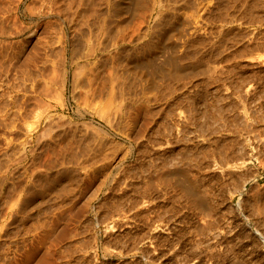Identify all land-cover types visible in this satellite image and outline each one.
Returning a JSON list of instances; mask_svg holds the SVG:
<instances>
[{
	"label": "rangeland",
	"instance_id": "rangeland-1",
	"mask_svg": "<svg viewBox=\"0 0 264 264\" xmlns=\"http://www.w3.org/2000/svg\"><path fill=\"white\" fill-rule=\"evenodd\" d=\"M34 1H0V31L17 28L19 33L7 41L16 48L19 69L27 74L17 66L14 73L25 81H17L13 70L10 76L0 74V90H7H1L0 102L18 92L14 106H0L6 110L0 112V264H264V0H131L130 13L127 8L120 12L124 0ZM111 4L117 10L110 9ZM155 20L161 21L160 28ZM58 26L63 27L70 49L64 79L59 67L60 75L53 68L60 58L58 44L64 40L62 29L55 35ZM153 32H159L158 37L170 34L173 47L164 45L163 56L159 52L154 57L153 67H161L173 55L174 73L163 71L160 78L150 77L152 82L149 76H138L132 62L143 54L146 43L157 41ZM71 42L81 51H72ZM87 46L95 49L90 64L84 62ZM49 47L59 52L54 54ZM44 49L48 51L43 53ZM45 56L56 60L51 57L55 60L51 63ZM30 67L34 75L27 73ZM175 68L184 74L177 76ZM71 70L75 76L81 73L82 82L72 81ZM53 74L51 79H60L52 84L46 77ZM114 75L121 88L120 81L114 80L112 86ZM4 79H11L10 83ZM31 81L35 86H30ZM38 83L41 93H32L34 87L38 91ZM77 84L83 87L77 86L82 89L77 90L79 95L74 90ZM88 89L98 94L85 96ZM38 97L45 108L34 101ZM130 101L133 107L128 106ZM23 106L33 110L29 114ZM189 185L194 186L189 189Z\"/></svg>",
	"mask_w": 264,
	"mask_h": 264
},
{
	"label": "bare ground",
	"instance_id": "bare-ground-1",
	"mask_svg": "<svg viewBox=\"0 0 264 264\" xmlns=\"http://www.w3.org/2000/svg\"><path fill=\"white\" fill-rule=\"evenodd\" d=\"M0 1H1V0H0ZM35 1H36V0H35ZM35 1H34V2H35ZM39 1H40V0H39ZM43 1H45V0H43ZM52 1H53V0H50V2H52ZM111 1H112V0H111ZM130 1H131V0H124V1H122L121 4L118 3V5L120 4V6H118V5L116 4L115 1H114V2H115V4H116V6H118L119 8H121V10H123L122 8H124V9L127 8L128 12L130 13L129 8H128V6H129V4H130ZM142 1H143V0H142ZM148 1H149V0H148ZM32 2H33V0H32ZM46 2L48 3L47 0H46ZM50 2H49V3H50ZM54 2H55V1H53V3H54ZM107 2H108V1H107ZM144 2H145V1H144ZM146 2H147V1H146ZM146 2H145V3H146ZM47 3H46V4H47ZM53 3H52V4H53ZM110 3H111V2H110ZM112 3H113V2H112ZM152 4H153V3H152V1H151V5H152ZM33 5H34V4H33ZM33 5H32V6H33ZM41 5H42V4H40L39 6L42 7ZM111 5H113V6H111V7L109 6L110 9H112L113 7L115 8L114 4H111ZM136 5H137V1H136V3H135V7H136ZM15 6H16V5H15ZM15 6H14V7H15ZM32 6H30V7H32ZM49 6L51 7V5H49ZM146 6H147V5H146ZM30 7H28V8H30ZM35 7H36V6H35ZM35 7L31 8V11H32V10H35V9H36ZM46 7H47V6H46ZM129 7H130V6H129ZM149 7H150V6H149ZM151 7H152V6H151ZM151 7H150V9H151ZM5 8H6V7H5ZM17 8H18V7H17ZM34 8H35V9H34ZM37 8H38V7H37ZM43 8H44V6H43ZM53 8H54V6H53ZM67 8H68V7H67ZM119 8H118V10H119ZM130 8H131V7H130ZM147 8H148V6H147ZM15 9H16V8H15ZM15 9H14V10H15ZM56 9L59 10L60 8H56ZM56 9H55V11H57ZM61 9H62V8H61ZM115 9H116V8H115ZM3 10H4V9H3ZM3 10H1V11L3 12ZM6 10L8 11V9H6ZM27 10H28V9H27ZM45 10H48L47 12H49V8H47V9H45ZM45 10H44V12H45ZM116 10H117V9H116ZM121 10H120V12H125L124 10H123V11H121ZM130 10H131V9H130ZM37 11H38V9H37ZM37 11H33V12L35 13V12H37ZM39 11H40V10H39ZM41 11H42V10H41ZM51 11H53V10H51ZM113 11H114V10H113ZM113 11H112V12H113ZM131 11H132V10H131ZM150 11H151V10H150ZM4 12H5V10H4ZM8 12H9V11H8ZM8 12H5V13H8ZM13 12H14V11H13ZM33 12H32V13H33ZM60 12H62V11L60 10ZM74 12H76V11L74 10ZM120 12H119V13H120ZM136 12H137V11H136ZM152 12H153V10H152ZM37 13H38V12H37ZM37 13H36V14H37ZM42 13H43V12H42ZM56 13H58V11H57ZM113 13H114V12H113ZM131 13H132V12H131ZM54 14H55V13H54ZM60 14H62V13H60ZM122 14H123V13H122ZM137 14H140V13H137ZM137 14H136V15H137ZM150 14H151V13H150ZM6 15H7V14H6ZM37 15H39V13H38ZM45 15H46V13H45ZM64 15H65V14H64ZM67 15H68V13H67ZM71 15H73V14H72V13L70 14V17H68L69 19L72 18ZM76 15H77V14H76ZM76 15H74V16H76ZM106 15H108V14H106ZM110 15H111V13H110ZM125 15H127V11H126V14H125ZM136 15H135V17H138V18H139V15H138V16H136ZM155 15H156V14H155ZM40 16H41V15H40ZM42 16H44V15H42ZM51 16H53V15H51ZM51 16L49 17V19L52 18ZM57 16H58V15H57ZM57 16H56V19H58ZM65 16H66V15H65ZM129 16H130V14H129ZM140 16H141V14H140ZM2 17H3V16H2ZM12 17H14V15H13ZM16 17H17V16H16ZM58 17H59V16H58ZM105 17H106V16H105ZM109 17H110V16H109ZM125 17H126V16H125ZM143 17H144V15H142V18H143ZM152 17H155V16L153 15ZM156 17H157V16H156ZM61 18H62V17H61ZM63 18H64V17H63ZM15 19L17 20V18H15ZM49 19H48V20H49ZM65 19H66V17H65ZM75 19H76V18H75ZM104 19H105V18H104ZM104 19L102 18L103 21H104ZM106 19H108V21L111 20V19L108 18V17H107ZM126 19H129L128 16L126 17ZM140 19H141V18H139V20H140ZM152 19H154V18H152ZM155 19L157 20V18H155ZM52 20H53V19H52ZM66 20H68V19H66ZM100 20H101V19H100ZM113 20H114V19H113ZM113 20H112V21H113ZM142 20H143V19H142ZM147 20H148V19H147ZM150 20H151V19H150ZM156 20H155L154 22H157ZM176 20H177V19H176ZM46 21H47V20H46ZM49 21H51V19H50ZM55 21H56V20H55ZM55 21L53 20L52 22L55 23ZM58 21H59V20H58ZM61 21H62V19H61ZM103 21H102V23H103ZM145 21H146V19L144 18V22H145ZM152 21H153V20H152ZM70 22H72V21H70ZM105 22H106V20H105ZM113 22H114V21H113ZM113 22H112V24H113ZM147 22H148V21H147ZM158 22H161V21H158ZM158 22H157V24H158ZM172 22H173V21H172ZM176 22H177V21H176ZM176 22H175V23H176ZM19 23H20V22H19ZM46 23H47V22H46ZM59 23H60V21H59ZM66 23H67V22H66ZM99 23H100V25L102 24L101 21H99ZM107 23H109V22H107ZM107 23L105 24L106 26H104V27H106V28H107ZM126 23H127V21H126ZM15 24H16V23H14V25H15ZM48 24H51V23L48 22ZM56 24H57V23H56ZM68 24H69V22H68ZM92 24H93V23H92ZM92 24H90V25H92ZM97 24H98V22H97ZM97 24H96V25H97ZM110 24H111V23H110ZM112 24H111V25H112ZM139 24H140V23H139ZM149 24H150V23H149ZM155 24H156V23H155ZM157 24H156V25H157ZM161 24H162V23H161ZM169 24H170V23H169ZM169 24H168V25H169ZM16 25H17V24H16ZM57 25H58V24H57ZM57 25H56V26H57ZM59 25H60V24H59ZM62 25H63V24H62ZM100 25H99V27H101ZM102 25H103V24H102ZM108 25H109V24H108ZM128 25H129V22H128L127 26H128ZM156 25H154V26L156 27ZM162 25H163V24H162ZM172 25H174V23H173ZM54 26H55V25H54ZM115 26H116V25H115ZM117 26H118V25H117ZM145 26H146V25H145ZM154 26H153V27H154ZM65 27H66V26H65ZM89 27H90V26H89ZM91 27H92V29H93V25H92ZM91 27H90V28H91ZM108 27H109V26H108ZM153 27H152V28H153ZM158 27L160 28V25H159V24H158ZM170 27H171V26H170ZM172 27H173V26H172ZM14 28H16V27L14 26ZM14 28H13V29H14ZM58 28H59L60 30H57L58 32H55V31H54V32H55V35H57V33H59V31H61V29H62V32H61V33H62V36H61V35H60V36L63 37L64 40H62V43H61V44H58V43L60 42V40H58L59 42L57 41V44H58V45H61V46H59V47H61V48L57 47V48L60 49V55L57 54L58 56H60V58L57 59V62H56L57 66L55 65L53 68L56 67V70H55V72H56V71H57V67H59L58 70H60V72H61V74H62V78L64 79V78H65V75H66V70H67V68H66V70H65V65H66L67 60H68V51H70V49L68 50V45H67V42H66V39H65L66 36H65V32H64L63 27L60 28V27L58 26ZM109 28L112 29V27H109ZM109 28H108V30H109ZM119 28H120V27H118L117 30H118ZM156 28H157V27H156ZM156 28H155V30H156ZM164 28H165V27H164ZM164 28H163V29H164ZM168 28H169V27H168ZM16 29H17V28H16ZM16 29H14V30H15L14 32L9 31V30H8V31H7V30L0 31V74H2L1 77H3V73H4V74L9 73L8 76H10V75H11L10 73L12 72V70H13V73H14V70L16 69V66H17V68L19 69V67H18V65H17V63H19V62H17V60L15 59V58L17 57V56L15 55V50H16V48H14V47L12 46V43H11V42H8V41H7V40L11 39V37H13L14 34L19 33ZM55 29H56V28H55ZM55 29H54V30H55ZM67 29H68V28H67ZM69 29H70V28H69ZM92 29H91V31H92ZM96 29H98V27H96ZM101 29H102V27H101ZM113 29H114V28H113ZM115 29H116V27H115ZM115 29H114V32L117 31V30L115 31ZM153 29H154V28H153ZM173 29H174V28H173ZM108 30H107V31H108ZM119 30H120V29H119ZM121 30H122V29H121ZM121 30H120V32H122ZM146 30H147V29H145V31H146ZM151 30H152V29H151ZM151 30H150V31H151ZM159 30H161V29H159ZM169 30H170V31H167V29H166L165 31H167V32H172L171 29H169ZM68 31H69V30H68ZM87 31H88V30H87ZM93 31H94V30H93ZM93 31H92V33H93ZM105 31H106V29H105ZM105 31L103 30L104 33L102 32L104 35H105ZM107 31H106V35H107ZM109 31H111V30H109ZM152 31H154V30H152ZM95 32H96V31H95ZM95 32H94V34H96ZM98 32H99V31H98ZM111 32H112V31H111ZM111 32L108 33V34H110V36H111ZM123 32H124V30H123ZM123 32H122V33H123ZM141 32H142V31H141ZM141 32H140V33H141ZM143 32H144V31H143ZM167 32H164V33L160 34L159 37H158V33H159V32H158L157 34L153 32V33H154L155 35H157V37H158V39H157V37H155V38L157 39V41L153 42V41H151V40H153V39L150 38L151 40L149 41V43H146V44H145L146 46H145V49H143V50H144V51H143V54H142V55L140 54L141 56H139L138 58H135L136 60H135L134 62H132L133 64H136V66H134V65H132V66L135 67V70H133V71H136V72H137V75H138V73H139L140 76H141V75H142V76H146V77L149 76V79H150V77H154L155 75H157V76H158V75H161V76H162V75H163V71H164V72H168V74H170L171 72H172L171 74L174 73V72H173V67H172L171 64H170L171 60L174 59V56H173V55H171L170 58H167V59H166V63H163V62H162L161 64H163V65H162L161 67H160V65H159L158 68L153 67V64H155V63H153L154 57H155L159 52H161V55H162V51L164 50L163 48L166 47V46H164V45L171 46V45H170V42H169V40L171 39V38H170L171 36H169L170 34L168 35ZM174 32H175V31H174ZM174 32H173V33H174ZM80 33H81V32H79V36H80L81 34H82V35L84 34V33H81V34H80ZM100 33H101V32H100ZM140 33H139V34H140ZM145 33H146V32H144V33H142V34H145ZM149 33H150V32H149ZM67 34H70V35H71L70 32L67 33ZM114 34H115V33H114ZM118 34H119V31H118L117 35H118ZM171 34H172V33H171ZM82 35H81V37L84 36V35H83V36H82ZM96 35H97V34H96ZM96 35H94V36H96ZM98 35H99V34H98ZM106 35H105V36H106ZM117 35H116V36H117ZM150 35H152V34H150ZM187 35H188V34L186 33V36H187ZM100 36H101V35H100ZM108 36H109V35H108ZM124 36H125V35H124ZM145 36H146V35H145ZM182 36H184V35H182ZM53 37H54V36H53ZM56 37H59V36H55V39H56ZM68 37H69V36H68ZM112 37H115V36L112 35ZM136 37H138V35H137ZM140 37H141V36H140ZM59 38H60V37H59ZM59 38H57V39H59ZM70 38H72V37L70 36ZM77 38H78V37H77ZM79 38H80V37H79ZM84 38H85V36L83 37V40H84ZM95 38H96V37H95ZM104 38H105V37H104ZM106 38H107V36H106ZM118 38H119V35H118ZM118 38H117V39H118ZM122 38H123V37H122V35H121V38H120V39L122 40ZM138 38H139V37H138ZM143 38H144V37H143ZM180 38H181V37H180ZM55 39H54V40H55ZM108 39H110V38L108 37L107 40H108ZM111 39H112V38H111ZM114 39H115V38H114ZM178 39H179V38H178ZM181 39H183V38H181ZM51 40H53V38H52ZM97 40H98V38H97ZM104 40H105V39H104ZM112 40H113V39H112ZM138 40H140V39H138ZM138 40H137V41H138ZM148 40H149V39H148ZM186 40H187V39L185 38V39L182 41V44H183V42L186 41ZM6 41H7L8 44H6ZM67 41H68V40H67ZM70 41H71V40H70ZM73 41H74V40H73ZM84 41L86 42V40H84ZM84 41H82V42L85 43ZM116 41H117V40H116ZM122 41H123V40H122ZM146 41H147V40H145V42H146ZM170 41H171V40H170ZM51 42H52V41H51ZM54 42H55V41H54ZM54 42H52V43H53V45H55V48H56L57 45L54 44ZM76 42H77V41H76ZM79 42H81V41H79ZM82 42H81V43H82ZM109 42H110L111 45H112V43H114L113 41L111 42L110 40H109ZM109 42H107V45H106V46H108V47H109V45H108ZM173 42H174V41H173ZM48 43H50V42L48 41ZM48 43L46 42V45H45V46H47ZM52 43H51L49 46H51ZM71 43H72V42H71ZM71 43H69V45L71 46L72 51H74L75 49H76V51H74V52H79V51H81V50H77L76 45H78V44H77L78 42L75 43V41H74V44H76V45H74V44L72 43V44L75 46V48H74V46L72 47ZM86 43L88 44V41H87ZM95 43H96V41H95ZM95 43H94V44H95ZM102 43H103V42H102ZM97 44H100V43H97ZM97 44H96V45H97ZM138 44H139V43H138ZM143 44H144V43H143ZM143 44H142V45H143ZM172 44H173V43H172ZM18 45H20V44H18ZM80 45H81V44H80ZM84 45H85V44H84ZM102 45H103V44H102ZM111 45H110V46H111ZM115 45H116V44H115ZM120 45H121V44H120ZM122 45H123V44H122ZM175 45H176V44H175ZM70 46H69V47H70ZM78 46H79V45H78ZM93 46H94V47H98V46H95V45H93ZM104 46H105V44L103 45V47H104ZM176 46H177V45H176ZM181 46H182V45H181ZM79 47L82 48V46H79ZM79 47H78V49H81V48H79ZM85 47H86V46H85ZM100 47H101V49H102V46H100ZM100 47H99V48H100ZM108 47H107V48H108ZM114 47H115V46H114ZM114 47H113V48H114ZM117 47H118V46H117ZM126 47H127V46H126ZM134 47H135V46L132 45L131 48H134ZM136 47H137V46H136ZM171 47H172V46H171ZM177 47H178V46H177ZM45 48H47V47H45ZM50 48H52V47H49L48 50H50ZM57 48H56V49H57ZM107 48L105 47L104 49L107 50ZM119 48H120V47H119ZM124 48H125V47H124ZM141 48H142V47H141ZM143 48H144V47H143ZM168 48H169V47H168ZM172 48H173V47H172ZM14 49H15V50H14ZM18 49H19V48H18ZM18 49H17V50H18ZM73 49H74V50H73ZM83 49H84V47H83ZM86 49H88V46H87ZM97 49H98V48H97ZM109 49H110V48H109ZM114 49H115V48H114ZM120 49H121V48H120ZM125 49L128 50V48H125ZM136 49H138V48H136ZM165 49H167V48H165ZM45 50L48 51L47 49H44L43 53L45 52ZM121 50L123 51V49H121ZM138 50H139V49H138ZM172 50H173V49H172ZM172 50H171V51H172ZM174 50L177 51V48H175ZM52 51H53V48H52ZM52 51H49V52L51 53ZM56 51H57V50H56ZM83 51H85V49L82 50V52H83ZM99 51H102V50H99ZM124 51H125V50H124ZM130 51H131V50H130ZM130 51H128V52H130ZM135 51H136V50H135ZM140 51H142V50H140ZM140 51H139V52H140ZM164 51H165V50H164ZM49 52H47V54H48ZM54 52H55V51H53V53H54ZM57 52H59V50H58ZM57 52H55V53H57ZM74 52H73V53H74ZM82 52H81V53H82ZM86 52H87V51H85V56L83 55V56H84V62H85V64H90L91 59L94 58L95 49H94V50H91V49L89 50V49H88V52H87V53H86ZM108 52H111V51L108 50ZM112 52H113V51H112ZM118 52H119V51H118ZM137 52H138V51H137ZM166 52H169V53H170V51H166ZM50 53H49V54H50ZM55 53H54V54H55ZM73 53H72V54H73ZM83 53H84V52H83ZM103 53H104V52H103ZM106 53H107V51H105V54H106ZM116 53H117V50H116ZM116 53H115V54H116ZM119 53H120V52H119ZM123 53H124V52H123ZM130 53H131V52H130ZM163 53H164V52H163ZM172 53H173V52H172ZM172 53H170V54H172ZM178 53H179V52H177V54H178ZM16 54H17V53H16ZM41 54H42V53H41ZM41 54H39L40 57H41ZM47 54H46V55H47ZM49 54H48V55H49ZM70 54H71V52L69 53V55H70ZM74 54H75V53H74ZM78 54H80V53H78ZM107 54L109 55L110 53H107ZM126 54H127V53H126ZM44 55H45V54H44ZM44 55L42 56V58L44 57ZM50 55H51V54H50ZM80 55H81V54H80ZM108 55H107V56H108ZM119 55H120V54H119ZM121 55H122V54H121ZM121 55H120V56H121ZM124 55H125V53H124L121 57H123ZM133 55H134V54H133ZM159 55H160V54H159ZM161 55H160V57H161ZM261 55H263V54H261ZM39 56H38V57H39ZM54 56L58 58V56H56V55H54ZM96 56H97V55L95 54V58H96ZM116 56H117V55H114V54H113V57H116ZM120 56H119V57H120ZM127 56H128V55H127ZM134 56H135V55H134ZM136 56H137V54H136ZM162 56H163V55H162ZM40 57H39V58H40ZM45 57L47 58V56H45ZM48 57H50V56H48ZM51 57L53 58V56H51ZM51 57H50V58H51ZM78 57H79V55H78ZM78 57H76V58H78ZM105 57H106V56H105ZM105 57H104V58H105ZM262 57L264 58V56H262ZM42 58H41V61L46 62V61H45L46 59L42 60ZM50 58H49V59L47 58V60H50ZM52 58H51V59H52ZM76 58H75V59H76ZM80 58H81V57H80ZM80 58H79V59H80ZM98 58H99V57H98ZM107 58H108V57H107ZM161 58H162V57H161ZM35 59H36V58H35ZM53 59L56 60V58H53ZM53 59L50 60L51 63H52V61H55V60H53ZM69 59H70V58H69ZM99 59H101V58H99ZM111 59H112V58H111ZM121 59H122V58H121ZM123 59H124V58H123ZM123 59H122V61H123ZM126 59H127V58H125V61H126ZM133 59H134V58H133ZM155 59H156V58H155ZM24 60H25V59H24ZM73 60H74V58H73ZM112 60H114V61L116 62V59H112ZM131 60H132V57H131ZM157 60H158V59H157ZM157 60H155V61H157ZM161 60H162V59H161ZM197 60H199V59L197 58ZM200 60H201V59H200ZM33 61H34V60H33ZM35 61H36V60H35ZM74 61H75V60H74ZM103 61H104V60H103ZM117 61H118V58H117ZM125 61H124V62H125ZM159 61H160V60H159ZM163 61H164V60H163ZM39 62H40V61H39ZM50 62H49V63H50ZM70 62H71V60H70ZM70 62H69V63H70ZM118 62L121 63V61H118ZM118 62H117V65H118ZM124 62H122V63H124ZM193 62H195V61H193ZM196 62H197V61H196ZM23 63H25V61L22 62L21 64L24 65ZM28 63H29V62H28ZM34 63H35V62H34ZM71 63H73V61H72ZM91 63H92V62H91ZM103 63H104V62H103ZM37 64H38V63H37ZM43 64H44V63H43ZM43 64H42V65H43ZM46 64H48V62H46ZM76 64H77V63H76ZM76 64H74V65H76ZM78 64L81 65L80 63H78ZM82 64H83V63H82ZM195 64H196V63H195ZM195 64L193 63L192 65H195ZM197 64H198V63H197ZM28 65H29V64H28ZM28 65H27V63H26L25 66H23V67H26V66L28 67ZM50 65H52V64H50ZM53 65H54V63H53ZM67 65H68V64H67ZM70 65H71V64H70ZM120 65H121V64H120ZM156 65L158 66V63H157ZM189 65H190V64H189ZM199 65H200V64H199ZM19 66H20V63H19ZM29 66H30V65H29ZM47 66H48V65H47ZM47 66H46V67H47ZM77 66H78V65H77ZM77 66H76V67L73 66V68H71V69H74V70H75L76 68H78ZM93 66H94V65H93ZM157 66H156V67H157ZM174 66H175V65H174ZM23 67H22V68H23ZM27 67H26V68H27ZM42 67H43V66H42ZM49 67H50V66H49ZM80 67H83V66L81 65ZM80 67H79V68H80ZM89 67H90V66H89ZM89 67H88V68H89ZM91 67H92V66H91ZM91 67H90V68H91ZM130 67H131V65H130ZM197 67H198V66H197ZM44 68H45V67L42 68V72H43V69H44ZM79 68H78V69H79ZM83 68H84V67H83ZM88 68H87V69H88ZM94 68H95V67H94ZM49 69L53 70L52 68H49ZM92 69H93V67H92ZM95 69L97 70V67H96ZM95 69H93V70H95ZM130 69H131V68H130ZM175 69H176V70H175V71H176V75L179 76V77H180L181 75H183L184 72H185L184 70H182V69H180V68H175ZM201 69H202V68H201ZM201 69H200V72H201ZM205 69H206V68H205ZM205 69H204V70H205ZM20 70H22L21 67H20L19 71H20ZM26 70L29 71V72H27V73H31V72H32V71H31V67H30L29 69H26ZM40 70H41V69H40ZM46 70H48V68H47ZM90 70H91V69H88V71H90ZM93 70H92V72H93ZM118 70H119V69H118ZM120 70H121V69H120ZM131 70H132V69H131ZM16 71H17V69H16ZM16 71H15V72H16ZM22 71H24V70H22ZM30 71H31V72H30ZM78 71H80V70H78ZM81 71H82V69H81ZM81 71H80V72H81ZM85 71H86V69H85ZM133 71H132V73H133ZM33 72H34V70H33ZM33 72H32V75H34ZM47 72H48V71H47ZM60 72L58 71V73L56 72L55 74L60 75V74H59ZM68 72H69V71H68ZM76 72H77V71H76ZM86 72H87V71H86ZM96 72H97V71H96ZM114 72H115V71H114ZM121 72H122V71H121ZM193 72H194V71H193ZM198 72H199V70H198ZM204 72H206V70H205ZM13 73H12V75H13L12 77H14V76L16 75L15 73H14L15 75H14ZM16 73H18V72H16ZM20 73H22V72H20ZM20 73H19V74H20ZM24 73L26 74V71H24L22 74H24ZM44 73H45V70H44ZM49 73H51V71H50ZM53 73H54V72H53ZM71 73H72L71 75H73L72 78H74V80H72V79H71V80H72L74 83H78L77 81L81 80V78H82V77L79 75V74H81V73L78 72V74H77L76 76H75V71H74V73H73L72 70H71ZM98 73H99V72H98ZM117 73H118V72H117ZM142 73H145V74H142ZM25 74H24V75H25ZM51 74H52V73H51ZM55 74H53L54 76H51V75H50L49 77H46V79H47V78H50V79H51V77H55V76H56ZM67 74H68V73H67ZM90 74H91V73H90ZM90 74H89V75H90ZM93 74L95 75V73H93ZM100 74H101V73H100ZM103 74H104V73H103ZM107 74H108V73H107ZM110 74H111V73H110ZM110 74H108V75H110ZM113 74H116V72L113 73ZM113 74H111V76H113ZM171 74H170V75H171ZM195 74H196V72H195ZM24 75H23V76H24ZM26 75H27V74H26ZM45 75H47V73H46ZM48 75H49V74H48ZM48 75H47V76H48ZM78 75H79V76H78ZM94 75H93V77H96V75H95V76H94ZM108 75H107V76H108ZM119 75H120V74H119ZM119 75H116V76H119ZM137 75H136V76H137ZM8 76H7V77H8ZM16 76L18 77V74H17ZM30 76H31V74H30ZM43 76H44V75H43ZM77 76H78V77H77ZM87 76H88V75H87ZM90 76H91V75H90ZM90 76H89V78H90L89 80L91 81V77H92V76H91V77H90ZM98 76H99V75H98ZM121 76H122V74H121ZM138 76H139V75H138ZM17 77H15V78H17ZM28 77H29V76H27V78L25 77L26 80L28 79ZM35 77H36V76H35ZM35 77H34V78H35ZM44 77H45V76H44ZM44 77H42L43 79H41V80L44 81ZM58 77H59V76H58ZM58 77H56L55 79H56V80H59L60 78L58 79ZM75 77H77V79H76ZM79 77H81V78L78 80ZM93 77H92V78H93ZM146 77H144L145 80H146V79L149 80V79L146 78ZM158 77H159V76H158ZM158 77H157V78H158ZM169 77H171V76H169ZM172 77H175V76L172 75ZM18 78H19V77H18ZM32 78H33V76H32ZM32 78H31V80H33ZM97 78H98V77H97ZM109 78H111V77L109 76ZM114 78L116 79L115 75H114V77H112V78L110 79V82L112 83V86H114V85H113V82H114V84H115V81L118 80V79L115 80ZM132 78H133V77H132ZM141 78H142V77H141ZM144 78H143V79H144ZM155 78H156V76H155ZM159 78H160V77H159ZM161 78H162V77H161ZM181 78H182V77H181ZM1 79H3V78H1ZM7 79H8V78H7ZM7 79H6V80H7ZM20 79H22V75L20 76V78H19L17 81H19ZM36 79H38V78L36 77ZM50 79H49L48 81L46 80V81H44V82H49ZM99 79H101V78L99 77ZM119 79H120V78H119ZM134 79H135V78H134ZM152 79H153V78H152ZM179 79H180V78H179ZM4 80H5V79H4ZM4 80H2V81L4 82ZM6 80H5V81H6ZM10 80H11V79H10ZM10 80H9V81H10ZM22 80H24V79H22ZM52 80H53V79H51V83L53 84V82H55L56 80H53V82H52ZM76 80H77V81H76ZM93 80H94V79H93ZM95 80H98V79L95 78ZM101 80H102V79H101ZM101 80H100V81H101ZM114 80H115V81H114ZM129 80H132V79H129ZM129 80H128V81H129ZM147 80H146V81H147ZM9 81L7 80V82H9ZM12 81H13V79H12ZM12 81H11V82H12ZM24 81H25V80H24ZM33 81H34V80H33ZM33 81H31V84H32ZM36 81H38V80H36ZM36 81H35V82H36ZM43 81H42V82H43ZM98 81H99V80H98ZM119 81H120V80H119ZM119 81H118V82H119ZM123 81H124V80H122V83H123ZM132 81H136V80H132ZM150 81H152V80L150 79ZM0 82H1V81H0ZM7 82H6V83H7ZM15 82H16V81H14V83H15ZM29 82H30V80H29ZM38 82H40V80H39ZM79 82H80V81H79ZM81 82H82V80H81ZM116 82H117V81H116ZM118 82H117V83H118ZM152 82H153V81H152ZM152 82H151V83H152ZM1 83H2V82H1ZM1 83H0V87L3 85V84H1ZM9 83H10V82H9ZM33 83H34V82H33ZM40 83H41V82H40ZM49 83H50V82H49ZM51 83H50V84H51ZM71 83H72V82H71ZM74 83L72 84L73 86H74ZM92 83H93V81H92ZM92 83H91V84H92ZM94 83H95V82H94ZM119 83H120V84H119V87H120V85H121V81H120ZM15 84H16V83H15ZM15 84H14V85H15ZM36 84H37V82H36ZM46 84H48V83H44V85L48 87V85H46ZM54 84H56V83H54ZM58 84H59V83H58ZM81 84L84 85L83 83H81ZM81 84H80V85H81ZM124 84H125V83H123L122 86H125V85H126V84H125V85H124ZM128 84H129V83H128ZM130 84H131V83H130ZM132 84H134V82H133ZM135 84H136V83H135ZM135 84H134V85H135ZM9 85H10V84H9ZM14 85H13V86H14ZM18 85H19V84H18ZM29 85H30V84H29ZM38 85H39V83H38ZM41 85H43V84L41 83ZM59 85H60V84H59ZM59 85H58V87H59ZM62 85H63V84H62ZM72 85H71V86H72ZM80 85L77 84V85L75 86L76 89H74L73 86H72V87H73L74 90L77 91V90H78V89H77V86L79 87ZM92 85H93V84H92ZM116 85H117V84H116ZM160 85H161V84H160ZM4 86H5V85H4ZM4 86H3V88H5ZM6 86H8V85L6 84ZM10 86H11V85H10ZM13 86H12V87H13ZM30 86H35V84H34V85L32 84V85H30ZM49 86H51V85H49ZM53 86H54V85H53ZM84 86H85V85H84ZM103 86H104V85H103ZM112 86H111V87H112ZM127 86H128V85H127ZM152 86H153V85H152ZM152 86H150V87H152ZM158 86H159V85H158ZM15 87H17V84H16ZM15 87H14V88H15ZM19 87H20V85H19ZM28 87H29V86H28ZM38 87H39L38 89H37V87H36V89H37L38 91H35V87H34V91H33L32 93H34V92L41 93V92H39V90H41L40 88H42V86L39 85ZM54 87H55V86H54ZM56 87H57V86H56ZM63 87H64V86H63ZM80 87H82V86H80ZM96 87H97V86H96V84H95V89L97 90L98 88H96ZM114 87H115V86H114ZM130 87H131V86H130ZM133 87H134V86H133ZM133 87H131V88L128 89V90L132 91ZM154 87H155V86H154ZM10 88H11V87H9V89H10ZM14 88H12V89H14ZM43 88H44V86H43ZM60 88H61V87H60ZM82 88H83V87H82ZM84 88H85V87H84ZM101 88H102V87H101ZM101 88H100V89H101ZM120 88H121V87H120ZM122 88H124V87H122ZM152 88H153V87H152ZM155 88H156V87H155ZM7 89H8V88H7ZM9 89H8V90H9ZM47 89H49V88H46V90H47ZM71 89H72V88H71ZM79 89H80V88H79ZM86 89H87V87H86ZM100 89H99V90H100ZM102 89H103V88H102ZM104 89H105V87H104ZM116 89H117V87L114 88V90H116ZM118 89H119V88H118ZM118 89H117V91H118ZM153 89H154V88H153ZM1 90H3V89H1ZM1 90H0V92H1ZM10 90H11V89H10ZM10 90H9V91H10ZM14 90H16V89H14ZM28 90H29V89H28ZM30 90H31V88H30ZM43 90L46 91L45 89H43ZM50 90H51V89H50ZM50 90H49V91H50ZM81 90H82V89H80V91H81ZM114 90H113V91H114ZM119 90H120V89H119ZM125 90H127V89H125ZM125 90H124V91H125ZM155 90H157V89H155ZM3 91H4V90H3ZM3 91H2V92H3ZM11 91H12V90H11ZM25 91H27V90H25ZM31 91H32V90H31ZM41 91H42V90H41ZM44 91H43V92H44ZM78 91H79V90H78ZM78 91H77V92H78ZM80 91H79V92H80ZM84 91H85V90H84ZM84 91H83V93H84ZM94 91H95V90H94ZM94 91L91 92V93H89V89H88L87 91H85L84 94H85V96H86V93H89L90 96H91L92 93H95ZM120 91H122V90H120ZM130 91H129V93L131 94L132 92H130ZM158 91H159V88H158L157 92H158ZM79 92H78V95L81 93V92H80V93H79ZM105 92H106V90H105ZM155 92H156V91H155ZM4 93H7V90H6V89H5ZM9 93H10V92H8V94H9ZM11 93H12V92H11ZM11 93H10V94H11ZM15 93H16V92H15ZM15 93H14V94H15ZM17 93H18V92H17ZM17 93H16L15 95H17ZM27 93H29V92H27ZM49 93H50V92H49ZM53 93H54V92H53ZM56 93H57V92L55 91V94H56ZM72 93H73V91H72ZM72 93H71V94H72ZM103 93H104V92H103ZM116 93H117V92H116ZM120 93H121V92H120ZM120 93H119V95H120ZM137 93H142V92H137ZM159 93L161 94L160 91H159ZM0 94H1V93H0ZM8 94H7V96H9ZM44 94H46V93L44 92ZM47 94H48V93H47ZM76 94H77V93H76ZM76 94H75V95H76ZM95 94H98V93H95ZM123 94H126V92H123ZM127 94H128V93H127ZM155 94H156V93H155ZM155 94H153V96H154ZM160 94H158L157 96H159ZM2 95L5 96L6 94H3V93H2ZM2 95H1V96H2ZM15 95H10L9 97H7V99H5L6 103H3V104H2V103L0 102V104H1L0 106H3V105H6V106H7V105H10V103H12V104L14 103V104H13V106H14V105H15V101H14V98H15L14 96H15ZM35 95H36V94H34V96H35ZM39 95H40V94H39ZM53 95H54V94H53ZM56 95H57V94H56ZM75 95L73 94L72 96H75ZM78 95H76V96H78ZM87 95H88V94H87ZM117 95H118V93L116 94V96H117ZM119 95H118V96H119ZM121 95H122V94H121ZM121 95H120V96H121ZM128 95H129V94H128ZM131 95H132V94H131ZM138 95H141V94H137V98L140 97V96L138 97ZM3 96H2L1 99H3ZM25 96H26V95H25ZM37 96H38V95H37ZM37 96H36V97H37ZM59 96H60V95H58L57 98H58V99H61V97L59 98ZM76 96H75V99H77ZM85 96H84V97H85ZM90 96H89V97H90ZM97 96H98V95H97ZM100 96H102V95H100ZM106 96L110 97L108 94H106ZM106 96H105V97L102 96L101 99L103 98L102 100H104V99L106 98ZM116 96H114V97H116ZM133 96H135V93H134ZM143 96H146V95L143 94V95H142V98H143ZM17 97H18V95H17ZM23 97H24V96H23ZM36 97H34V98H36ZM40 97H41V96H40ZM44 97H45V95H44ZM87 97H88V96H87ZM87 97H86V98H87ZM122 97H123V95H122ZM126 97H129V96H126ZM155 97H156V96H155ZM155 97H154V98H155ZM5 98H6V97H5ZM42 98H43V97H42ZM45 98H48V97L46 96ZM72 98H73V97H72ZM82 98H83V97H82ZM82 98H81V100H82ZM86 98H85V100H86ZM129 98H130V97H129ZM129 98H128V99H129ZM133 98H134V97H133ZM140 98H141V97H140ZM145 98H146V97H145ZM156 98H157V97H156ZM156 98H155V99H156ZM27 99H28V98H27ZM30 99H31V98H30V94H29V99H28V100L30 101ZM75 99H74V100H75ZM78 99H79V98H78ZM83 99H84V98H83ZM89 99H90V98H89ZM107 99H108V98H107ZM125 99H127V98H125ZM125 99H123V100L125 101ZM147 99H149V98H147ZM3 100H4V99H3ZM17 100H18V99H17ZM38 100H39V101H38ZM38 100H35V99H34V101H37L38 103L41 104L42 101H40L41 99H39V97H38ZM85 100H83V101H85ZM99 100H100V99H99ZM102 100H101V101H102ZM114 100H115V98H114ZM130 100L132 101L133 99L130 98ZM135 100H137V99H135ZM135 100H133L134 103L136 102ZM0 101H1V100H0ZM5 101H4V102H5ZM22 101H23V100H22ZM83 101H81V103H82ZM88 101H89V100H88ZM110 101H111V100H110ZM124 101H123V102H124ZM131 101L129 102V105H128V106H130ZM137 101H138V100H137ZM139 101H140V100H139ZM2 102H3V101H2ZM37 102H33V103L38 104ZM43 102H44V101H43ZM43 102H42V104H44ZM112 102H114V101L112 100ZM7 103H8V104H7ZM19 103H20V102H19ZM25 103H26V101H25ZM31 103H32V102H31ZM85 103H87V102L85 101ZM85 103L83 102L84 105H85ZM97 103H98V102H97ZM125 103H126V102H125ZM134 103H133V104H134ZM26 104H28V106H29V102L26 103ZM36 104H34V106H35ZM42 104H41V105H42ZM79 104H80V103H79ZM87 104H88V103H87ZM91 104H92V102H91ZM95 104H96V102H95L94 104H92V106L95 105ZM133 104H132V105H133ZM24 105H25V104H24ZM89 105H90V103H89ZM125 105H126V104H125ZM125 105H124V106H125ZM6 106H5V109H6ZM13 106H12V107H13ZM42 106H43V105H42ZM45 106H46V105H45ZM87 106H88V105H87ZM92 106H90V107L88 106V108L92 109V108H91ZM122 106H123V105H122ZM122 106H121V107H122ZM9 107H11V106H9ZM37 107H38V105L35 106V109H36ZM39 107H40V105H39ZM43 107H44V106H43ZM130 107H133V106H130ZM20 108H21V107H20ZM22 108H25V106H23ZM44 108H45V107H44ZM95 108H96V107H95ZM101 108H102V107H101ZM101 108H100V109H101ZM2 109H4V106H3ZM25 109L27 110V106H26ZM30 109L33 110L32 108H30ZM35 109H34V110H35ZM38 109H39V108H38ZM22 110H23V109H22ZM26 110H23V111H26ZM31 110H29V109L27 110V111H29V114H30V111H31ZM43 110H45V109H43ZM102 110H103V109H102ZM5 111H6V110H4V111H3V110H2V111L0 110V112H3V114L5 113ZM47 111H48V110H47ZM7 113H8V112H7ZM7 113H6V114H7ZM20 113H21V112H18V114H20ZM23 113H24V112H23ZM31 113H32V112H31ZM6 114H5V115H6ZM25 114H28V113L25 112ZM25 114H22V115H25ZM99 114H100V110H99ZM0 115H1V114H0ZM14 115H15V113H14ZM22 115H21L20 118H23ZM34 115H35V114H34ZM41 115H42V114H41ZM107 115H108V113H107ZM46 116H48V115L46 114ZM100 116H103V115H100ZM1 117H3V115H2ZM1 117H0V118H1ZM39 117H40V115H38V120H39ZM49 117H50V116H49ZM102 118H103V117H102ZM104 118H105V117H104ZM44 119H46L45 116H44ZM105 119H106V118H105ZM105 119H104V120H105ZM106 120L109 121V118H107ZM48 124H49V123H48ZM49 125H50V124H49ZM29 127H30V126H29ZM45 127L47 128L46 125H45ZM96 127H97V126H96ZM43 128H44V127H43ZM48 128H49V127H48ZM30 129H31V127H30ZM31 130H32V129H31ZM31 130H30V131H31ZM43 130L46 131L47 129L44 128ZM94 130H95V129H94ZM97 130H98V129H97ZM30 131H29V132H30ZM101 131H103V130H101ZM97 132H98V131H97ZM35 135H36V134H35ZM78 135H79V134H78ZM82 136H83V135H82ZM82 136L80 135V138H81ZM92 136H93V135H92ZM92 136H91V137H92ZM36 137H38V136H36ZM91 137H89V138H91ZM75 138H76V137H75ZM76 139H77V138H76ZM76 139H75V141H76ZM92 139H93V137H92ZM92 139H91V140H92ZM87 140H88V139H87ZM77 141H79V136H78ZM92 141H93V140H92ZM92 141H91V142H92ZM87 142H88L87 144H89L90 141H87ZM89 145H90V144H89ZM89 145H88V146H89ZM88 146H87V148L90 147V146H89V147H88ZM85 147H86V145H85ZM234 164H235V163H234ZM238 164H239V163H238ZM236 165H237V164H236ZM236 165H234V166H236ZM179 170H181V169H179ZM184 170H185V169H184ZM175 171H176V170H175ZM181 171H183V170H181ZM185 171H187V170H185ZM178 172H179V171H178ZM180 173L183 175L185 172H184V173L180 172ZM180 173H177V174L180 175ZM179 175H177V177L175 176V178H178ZM185 175H186V173H185ZM185 175H184V176H185ZM187 175H188V174H187ZM187 177H188V176H187ZM183 179H184V177H183ZM185 179H186V178H185ZM44 180H45V179H44ZM187 180H189V179L187 178ZM190 180H191V179H190ZM177 181H178V180H177ZM177 181H175L176 184H177ZM179 181H181V180H179ZM182 181H183V180H182ZM185 181H186V180H185ZM189 182H190V184H191L192 180L189 181ZM193 182H195V181H193ZM193 182H192V184H194ZM181 184H182V183H181ZM192 184H191V185H192ZM180 186H181V185H180ZM193 186H194V185H193ZM193 186H190V185H189L188 188H189V189H190V187L193 188ZM183 188L185 189L186 187H183ZM193 190H195V189H193ZM0 192H1V191H0ZM193 192H194V191H193ZM198 192L201 193V191H198ZM198 192H197V193H198ZM200 193H198L199 196H200ZM193 194H194V193H193ZM193 196H194V195H193ZM195 196H196V195H195ZM197 197H198V196H197ZM195 198H196V197H195ZM198 198H201V196L198 197ZM198 198H197V200H198ZM198 201H199V200H198ZM200 201H201V199H200ZM200 201H199V202H200Z\"/></svg>",
	"mask_w": 264,
	"mask_h": 264
}]
</instances>
